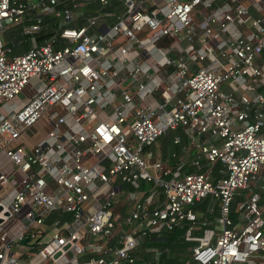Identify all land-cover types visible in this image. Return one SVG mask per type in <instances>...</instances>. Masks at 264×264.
Masks as SVG:
<instances>
[{
	"label": "built area",
	"instance_id": "built-area-1",
	"mask_svg": "<svg viewBox=\"0 0 264 264\" xmlns=\"http://www.w3.org/2000/svg\"><path fill=\"white\" fill-rule=\"evenodd\" d=\"M25 14V32L43 15L58 26L23 53L0 44V152L21 172L0 200V264L21 263L24 236L45 264H131L143 235L176 225L190 242L182 264H264V0H0V21ZM42 119L44 136L19 145ZM178 127L202 135L183 173L146 149ZM140 181L164 204L148 206L153 190L137 197ZM15 182L0 173V185ZM119 192L131 201L121 221ZM11 216L22 221L12 234L1 227Z\"/></svg>",
	"mask_w": 264,
	"mask_h": 264
},
{
	"label": "crops",
	"instance_id": "crops-1",
	"mask_svg": "<svg viewBox=\"0 0 264 264\" xmlns=\"http://www.w3.org/2000/svg\"><path fill=\"white\" fill-rule=\"evenodd\" d=\"M156 4L162 3L163 0H153ZM111 7L115 8L117 11L123 10V6L121 3H117L116 1L112 2ZM32 14V13H30ZM30 14H25L22 20L19 23H8L6 21H0V44L6 45L10 47L9 54H18L23 53L28 50L30 47L35 45H40L47 40L49 34L58 26V21L55 18H51L47 15L42 16V21L40 24V28L31 33L24 31V25H27L31 22ZM110 20H112L110 18ZM81 20H76L71 22V25H79ZM99 30L98 26L94 28V31ZM65 38L57 37L56 46H60L66 43ZM163 41H167L164 39ZM140 60L150 61V58L140 52L137 56ZM23 96L19 95V98L22 99L24 95H28V89L23 90L21 93ZM13 100L7 102V104L12 103ZM19 101V100H18ZM5 106V105H3ZM3 106H0V112L3 110ZM49 128V124L45 120H39L34 125L27 127L24 132L18 137L16 142L19 145H22L25 149H28L33 145L36 141H38L41 137L44 136L46 130ZM178 136V140H174V136ZM202 140V135H198L196 133H185L184 130L180 127L174 130H170L153 142L146 149L150 151V161L154 159H159L162 161L164 165L170 167L172 169L179 166V171L181 173L192 171L195 169L192 160L195 155L198 153V149L196 144L198 141ZM173 144V145H172ZM220 167L218 162H215L213 166H211L210 177L214 179L218 176L216 170ZM0 173L5 174L8 178H14L15 183L11 186L9 184L0 185V200L6 197L14 188H19L21 172L16 168V165L8 158V156L1 151L0 152ZM155 185V184H154ZM121 186L124 190L132 189V187L128 184L121 183ZM159 187V186H158ZM135 193L137 197H143L147 194L151 193L153 190V194L151 195L149 207H157L164 204V195L161 192V188L158 189L156 187H144L135 189ZM240 196L238 198H242L243 195L247 194V190L240 191ZM263 194L261 195V198ZM92 203V200L89 199L86 201L85 206ZM199 203L197 202L193 205V208L196 211H201L199 208ZM131 207L130 199H125L124 193L119 192L116 197L115 208L113 210L114 216L117 220H122V218L127 214ZM27 208L26 205L21 206V212H24ZM51 214L46 217L47 222H51L54 219L51 218ZM59 219V218H58ZM212 219V218H211ZM22 225V221L16 217H8L1 223V227L4 228L8 233L12 234L17 232ZM125 224L121 222V225L116 224L113 233L106 238L108 243L115 241L116 232L121 229L120 227H124ZM181 229H184V225L179 226ZM217 231V229H216ZM183 232V230H182ZM161 232L145 234L143 235L138 245L133 249L134 261L131 264H182L189 252L190 242L179 241L178 243L167 241L165 242L163 235ZM152 237L149 239L147 237ZM183 240V239H182ZM26 242V241H25ZM21 241L20 252V264H28L31 262H39V264H45L44 262H40L38 256L35 253V250L32 248V251H26L28 248V244ZM130 264V263H123Z\"/></svg>",
	"mask_w": 264,
	"mask_h": 264
},
{
	"label": "trees",
	"instance_id": "trees-1",
	"mask_svg": "<svg viewBox=\"0 0 264 264\" xmlns=\"http://www.w3.org/2000/svg\"><path fill=\"white\" fill-rule=\"evenodd\" d=\"M141 33L147 34V33H149V30L145 29ZM144 187H151V188L156 187L157 189L159 188L157 185H154L152 182L140 181L139 188H144ZM241 196L242 195H240V197ZM238 199L239 198L236 197V200H238ZM206 204H207V198H203L199 203V208L201 211L204 210V208L206 207ZM56 217H58L60 221H64V220L69 219L68 214L52 213L51 218H56ZM182 230L183 229H181L179 226L176 225L172 229L161 231L160 234L163 235L165 242L166 241L168 243H170V242L178 243L179 241L184 242L186 240H184L182 237ZM153 234L155 235L156 233H153ZM147 238L152 239L151 236L147 237Z\"/></svg>",
	"mask_w": 264,
	"mask_h": 264
},
{
	"label": "water",
	"instance_id": "water-1",
	"mask_svg": "<svg viewBox=\"0 0 264 264\" xmlns=\"http://www.w3.org/2000/svg\"><path fill=\"white\" fill-rule=\"evenodd\" d=\"M22 242H25L26 241V236H24L22 239H21Z\"/></svg>",
	"mask_w": 264,
	"mask_h": 264
},
{
	"label": "rangeland",
	"instance_id": "rangeland-1",
	"mask_svg": "<svg viewBox=\"0 0 264 264\" xmlns=\"http://www.w3.org/2000/svg\"><path fill=\"white\" fill-rule=\"evenodd\" d=\"M21 97L23 96L21 93L19 94ZM173 145V144H172ZM252 184V183H251Z\"/></svg>",
	"mask_w": 264,
	"mask_h": 264
}]
</instances>
